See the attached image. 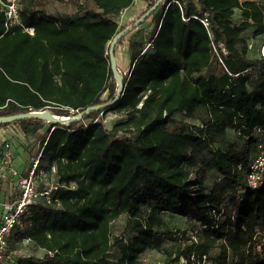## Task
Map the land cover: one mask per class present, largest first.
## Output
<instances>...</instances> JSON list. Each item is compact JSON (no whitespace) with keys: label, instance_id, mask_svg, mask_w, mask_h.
Segmentation results:
<instances>
[{"label":"trees","instance_id":"obj_1","mask_svg":"<svg viewBox=\"0 0 264 264\" xmlns=\"http://www.w3.org/2000/svg\"><path fill=\"white\" fill-rule=\"evenodd\" d=\"M19 2V23L6 28L0 10V116H70L105 92L112 98L108 44L134 22L119 23L133 0H71L73 13L50 16L34 11L36 1ZM142 25L118 40L139 32L128 40L117 104L67 126L38 117L0 123L26 138L43 130L38 166L68 186L53 191L58 206L38 198L22 215L7 252L28 255L15 264H142L152 250L163 264H264V171L258 188L247 182L264 142V58L249 55L245 34H264V3L164 0L148 36ZM108 111L123 117L108 127L99 117ZM164 214L197 222L196 240L175 235Z\"/></svg>","mask_w":264,"mask_h":264},{"label":"built area","instance_id":"obj_2","mask_svg":"<svg viewBox=\"0 0 264 264\" xmlns=\"http://www.w3.org/2000/svg\"><path fill=\"white\" fill-rule=\"evenodd\" d=\"M163 2V1H162ZM133 4H136V0H133ZM4 11L6 20L5 27H9L13 24L19 23L20 2L19 0H0V10ZM203 24L207 25V19L201 20ZM32 33V29H26ZM149 30H144V35L148 36ZM152 40L146 37L143 52L146 49L151 48ZM264 47L261 49V57L264 58ZM128 72V71H126ZM124 72V74L126 73ZM118 118H122L123 115H117ZM104 123V122H103ZM258 133L264 136V129L258 128ZM39 156L32 159L31 164L25 174H20L19 171L13 165V150L10 145H6L0 151V179L7 180L9 177H15L19 186V196L17 199L6 206V209L2 215L0 222V261L6 260L11 264H15L17 257L28 255L24 250H17L14 252H7V239L10 236L15 226L21 224V217L24 215L29 206L34 204L38 198H43L47 204L56 203L59 205L57 197L53 196V191L61 188L68 187L65 183L51 182L47 180V176L42 169L39 168ZM55 172V168H52ZM264 171V142H260L258 145L257 156L249 166L247 170V182L251 189L258 188L263 181ZM189 178L193 181L196 179L194 173L189 175ZM44 184L43 188H39L40 184ZM195 186V184L193 185ZM70 188H74L75 185L71 184ZM191 239L196 240L195 234L191 233ZM182 264H186L185 260H181Z\"/></svg>","mask_w":264,"mask_h":264},{"label":"rangeland","instance_id":"obj_3","mask_svg":"<svg viewBox=\"0 0 264 264\" xmlns=\"http://www.w3.org/2000/svg\"><path fill=\"white\" fill-rule=\"evenodd\" d=\"M22 1V0H20ZM78 1V0H77ZM156 0H136V4H133L128 10H125L120 14L119 23L121 26H126L130 24L132 21H135L145 10L150 7L149 5ZM164 1V0H163ZM260 3H264V0H255ZM37 3L42 2L49 7L53 6V12H72L75 10V7L71 0H36ZM23 3V2H21ZM163 3V2H162ZM161 3V4H162ZM161 4L159 6H161ZM233 20L238 22L240 20L239 10H235ZM142 29L150 30L152 29V14L148 16L142 25ZM139 32L133 31L123 38V40L118 42L115 46L114 56L118 60V63L121 66H130L131 58L128 49V40L134 36H137ZM246 36L249 38V55L252 57H259L261 55V49L264 47V34L263 35H252L250 31L245 32ZM264 50V49H263ZM214 64V63H213ZM212 64V65H213ZM215 66V64L213 65ZM126 72V71H124ZM126 72L124 75H127ZM111 98L108 97V93L105 92L101 96V101L105 102ZM116 113L108 111L106 113H101L99 117L102 119V122L109 127V123H113L118 116H115ZM119 115V114H117ZM6 133V139L10 141L15 149L14 158H18V160L23 161V165L21 166L24 169L28 164L30 166L32 159L38 157L39 155V137L42 135L43 130L40 131L37 135L31 137H24L21 132L18 131L17 126H7L1 128ZM16 131V132H15ZM17 133V134H16ZM233 137V136H232ZM264 137V136H263ZM1 140V139H0ZM165 221L170 229L175 232L179 231V233L186 232L192 233L198 228V223L193 220H188L184 217L178 215L164 214ZM125 221V217H121L116 220L113 224V230L117 233L122 227ZM175 243L171 240L165 241V245L168 247L173 246ZM27 251L29 253H33L36 255L43 254L42 251L36 250L32 244L26 243ZM164 255L157 251H147L141 256L142 264H163ZM179 264H182L180 261Z\"/></svg>","mask_w":264,"mask_h":264},{"label":"water","instance_id":"obj_4","mask_svg":"<svg viewBox=\"0 0 264 264\" xmlns=\"http://www.w3.org/2000/svg\"><path fill=\"white\" fill-rule=\"evenodd\" d=\"M163 0H156L144 13H142L132 24L128 25L127 27L121 29L118 31L110 40L108 44V56H109V64L112 71L113 78L116 83V92L115 95L102 103H98L89 107L84 108L81 111L76 112L75 114H72L70 116H60L56 114H52L48 109L44 110H28L23 113L8 115V116H0V123H8L13 122L16 120L24 119V118H32V117H38L40 119H43L47 122L60 124L63 126H67L68 124L75 122L79 119H81L84 115L89 114L90 112L99 111V110H106L115 104L120 100L122 93H123V78H124V72L119 71L116 59L114 56V50L116 43L118 40L128 32H130L132 29H135L138 27L148 16H150L162 3Z\"/></svg>","mask_w":264,"mask_h":264},{"label":"crops","instance_id":"obj_5","mask_svg":"<svg viewBox=\"0 0 264 264\" xmlns=\"http://www.w3.org/2000/svg\"><path fill=\"white\" fill-rule=\"evenodd\" d=\"M32 1H36V0H32ZM34 11L42 12L48 16L56 13V12H53V6L49 7L48 5L43 4L42 2H40L34 6ZM74 11L63 12V13H73ZM115 59H116V64H117L119 71H121V72L129 71L130 66L129 67L128 66H125V67L121 66V64L118 63L116 55H115ZM1 128H4V127H0V139H1L0 140V151L6 145H10L12 147V150H13V165H14V167L19 171L20 174H25L29 168V164L24 169H22L21 166L23 165V161L18 160V158H16V157L14 158L15 149H14L12 143L6 139V133ZM19 191H20V189H19V186L17 184V179L15 177H9L7 180L0 179V222L2 219V215L6 209V206L13 203L17 199V197L19 196Z\"/></svg>","mask_w":264,"mask_h":264}]
</instances>
